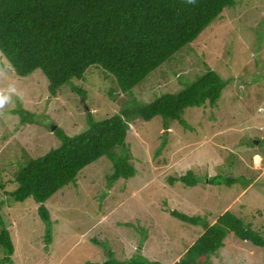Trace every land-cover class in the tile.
<instances>
[{
    "label": "rangeland",
    "instance_id": "obj_1",
    "mask_svg": "<svg viewBox=\"0 0 264 264\" xmlns=\"http://www.w3.org/2000/svg\"><path fill=\"white\" fill-rule=\"evenodd\" d=\"M6 63L0 51V91L15 86L19 95L12 94L0 110V181L5 184L0 215L15 244L13 262L3 264H104L112 259L171 264L204 231L172 210L212 224L231 210L264 230V0H237L226 7L195 41L127 94L94 66L83 79L73 78L53 93L41 70L22 77ZM210 69L224 79L223 92L213 106L186 109L189 128L174 121L166 129L161 117L131 122L127 142L134 176L110 183L113 163L103 156L79 173L76 184L48 200L54 221L50 242L35 199L15 202L5 193L16 188L20 163L61 144L51 125L70 135L81 133L89 112L102 120L124 104L179 92ZM22 111L32 114L28 122ZM189 170L202 178L199 184L171 182ZM217 175L239 180L232 186L211 183ZM3 256L0 246V260ZM211 264H264V247L231 233Z\"/></svg>",
    "mask_w": 264,
    "mask_h": 264
},
{
    "label": "trees",
    "instance_id": "obj_2",
    "mask_svg": "<svg viewBox=\"0 0 264 264\" xmlns=\"http://www.w3.org/2000/svg\"><path fill=\"white\" fill-rule=\"evenodd\" d=\"M236 3L237 0H0V51L7 66L19 76L41 70L53 93L73 78L83 79L94 66L111 75L115 87L127 94L195 41L226 7ZM224 82L216 70L210 69L179 92H166L152 102H137L131 107L124 104L119 112L102 120L94 119L89 112L87 129L81 133L70 135L56 128L61 144L43 156L20 163L14 178L16 188L5 193L15 202L35 199L40 218L47 225L46 241L50 242L54 221L47 202L66 186L76 184L86 166L107 156L114 167L110 183L136 174L127 142L131 122L161 117L166 129L174 121L189 128L186 109L213 106L223 92ZM30 115L23 114V121L28 122ZM164 140L160 150L167 135ZM170 180L192 187L202 178L189 170ZM238 180L217 175L210 182L232 186ZM0 187L5 188L3 181ZM3 203L4 199L0 200V209ZM171 212L182 221L204 228L173 264H211L212 255L225 246L231 233L264 247V230L254 228L231 210L213 224L200 216ZM0 246L4 250L1 263L13 262L15 244L1 215ZM104 264L166 263L112 259Z\"/></svg>",
    "mask_w": 264,
    "mask_h": 264
},
{
    "label": "clouds",
    "instance_id": "obj_3",
    "mask_svg": "<svg viewBox=\"0 0 264 264\" xmlns=\"http://www.w3.org/2000/svg\"><path fill=\"white\" fill-rule=\"evenodd\" d=\"M189 2L194 3V0H189ZM12 94L19 95L15 86H9L7 92L0 91V110H2L5 105L10 102Z\"/></svg>",
    "mask_w": 264,
    "mask_h": 264
},
{
    "label": "water",
    "instance_id": "obj_4",
    "mask_svg": "<svg viewBox=\"0 0 264 264\" xmlns=\"http://www.w3.org/2000/svg\"><path fill=\"white\" fill-rule=\"evenodd\" d=\"M56 127H57V126H52V125H51V128H52L53 130H55V129H56Z\"/></svg>",
    "mask_w": 264,
    "mask_h": 264
},
{
    "label": "crops",
    "instance_id": "obj_5",
    "mask_svg": "<svg viewBox=\"0 0 264 264\" xmlns=\"http://www.w3.org/2000/svg\"><path fill=\"white\" fill-rule=\"evenodd\" d=\"M178 261V260H177ZM174 262H176L175 260L171 263V264H173Z\"/></svg>",
    "mask_w": 264,
    "mask_h": 264
}]
</instances>
